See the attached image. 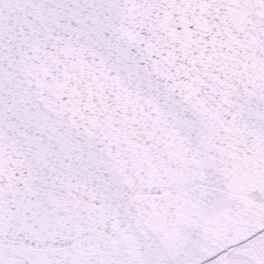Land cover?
Segmentation results:
<instances>
[{"label":"snow or ice","instance_id":"6c2138e0","mask_svg":"<svg viewBox=\"0 0 264 264\" xmlns=\"http://www.w3.org/2000/svg\"><path fill=\"white\" fill-rule=\"evenodd\" d=\"M0 264H264V0H0Z\"/></svg>","mask_w":264,"mask_h":264}]
</instances>
